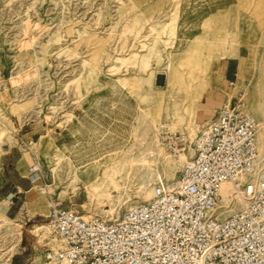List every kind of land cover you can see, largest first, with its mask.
<instances>
[{
	"label": "rangeland",
	"instance_id": "374dc122",
	"mask_svg": "<svg viewBox=\"0 0 264 264\" xmlns=\"http://www.w3.org/2000/svg\"><path fill=\"white\" fill-rule=\"evenodd\" d=\"M167 80L175 100L194 80V101L176 115ZM240 92L261 125L255 177L264 179V0H0V128L10 129L0 182L20 152L42 166L40 183L27 179L42 197L24 209L30 219L0 222V264L19 254L17 264H59L44 253L52 238L40 229L50 211L41 187L82 215L118 219L150 201L160 179H179L198 135ZM172 127L188 135L189 153L174 156L167 141L164 153L154 149ZM121 164L120 193L100 198L96 188Z\"/></svg>",
	"mask_w": 264,
	"mask_h": 264
},
{
	"label": "built area",
	"instance_id": "2783aa9c",
	"mask_svg": "<svg viewBox=\"0 0 264 264\" xmlns=\"http://www.w3.org/2000/svg\"><path fill=\"white\" fill-rule=\"evenodd\" d=\"M243 99L240 92L215 112L177 184L160 179L150 201L118 219L85 218L41 187L50 202L47 259L68 264H264V179L242 181L259 168L258 121L245 112ZM170 129L158 135L161 144L167 141L174 156L189 153L188 135ZM41 173L40 162L32 164L30 182L40 183ZM228 183L235 186L242 210L221 219L220 190Z\"/></svg>",
	"mask_w": 264,
	"mask_h": 264
},
{
	"label": "bare ground",
	"instance_id": "6f19581e",
	"mask_svg": "<svg viewBox=\"0 0 264 264\" xmlns=\"http://www.w3.org/2000/svg\"><path fill=\"white\" fill-rule=\"evenodd\" d=\"M154 49V48H153ZM157 56V55H156ZM155 56V57H156ZM153 58V57H152ZM151 59V58H150ZM146 60V59H145ZM143 64V63H142ZM15 82L16 83H18V80H15ZM194 82V80H192V82L189 84V83H187V85H185V87L183 88V89H180V91L179 92H181L182 93V97L181 98H178V100H175V99H173L174 98V94H173V92H171L170 90H169V87H168V80H167V85H166V87H165V89L167 90V91H165V93H164V95L163 96H166V102H168V101H170V99H172V102L174 103V106H175V109H176V113H175V115L177 114V111L178 110H180L179 109V107H180V104H184L186 107H188L189 106V104H192V102L194 101V99H195V84L193 83ZM229 86H230V88H232L231 87V85H230V83H229ZM233 90H236V88H232ZM219 90V89H218ZM145 95H151V94H144L142 97L144 98V96ZM217 97H218V95H217ZM234 97V95L233 96H231V97H229V99L227 100V102L224 104V105H227L231 100H232V98ZM199 100H201V98L199 99ZM10 102V101H9ZM13 103V102H12ZM13 112H15V111H18V109L17 108H15L14 107V109L12 110ZM179 115V114H178ZM250 116V115H249ZM168 117H170V116H168ZM183 116L182 115H179L178 116V118H182ZM252 117V116H251ZM189 121L191 122V123H193V122H195V120H194V117H191V116H189ZM209 123L210 122H208L206 125L208 126L209 125ZM175 124L174 123H172V126H174ZM206 126V127H207ZM205 127V128H206ZM261 127V125L259 126V124H258V130H259V128ZM8 131H10V129L8 128V129H3V127H1L0 128V152L2 151V145H3V143H4V141H5V139L9 136V132ZM205 131V129L201 132V133H203ZM257 134H258V132H257ZM157 145H156V148L154 147V149H157V151H159L160 153H164L165 152V149H164V147L161 145V143H159V141H158V139H157ZM256 142H257V138H256ZM34 144V146L35 145H37V143H33ZM257 146H258V143H257ZM153 147V146H152ZM31 148V147H30ZM258 151H259V148H258ZM150 153H148L147 154V156L149 155ZM144 155V154H143ZM259 155H260V153H259ZM147 156H143L142 157V159H141V162L142 163H146L147 161H148V158H147ZM190 162V161H189ZM188 162V163H189ZM187 163V164H188ZM186 164V165H187ZM185 165V166H186ZM126 166V164H121V165H119V167L118 168H115V169H112L111 171H108L107 173H106V175H105V177H104V180H103V183L98 187V188H96V192L99 194V197L100 198H103V199H107V200H111V199H113V197L115 196V195H117V194H119L120 193V190H121V188L123 187V185H122V179H119L118 178V176L123 172V170H124V167ZM184 166V167H185ZM42 167V166H41ZM264 171V170H263ZM90 174L91 175H95V176H97V169H94V171H92V172H90ZM90 174H88V175H90ZM257 174V173H256ZM256 174L254 175V176H251L250 178L249 177H244L243 178V182H246L247 180H262V179H260V178H262V176H260V178H257V177H255L256 176ZM42 175V174H41ZM40 174H38L37 175V178L39 177V176H41ZM178 181L179 180H176V181H174V182H169L170 184H172V185H175V184H177L178 183ZM35 191V188H33L32 189V192H34ZM220 195H221V205L223 204L224 205V209L225 210H227L228 211V214H230L229 216H227V217H230V216H232V215H234V213L236 214V211L237 210H242V203H241V200L239 199V197L236 195V192H235V186L233 185V184H230V183H228V184H225L222 188H221V190H220ZM235 204H237V208L234 210L233 208L235 207ZM141 205V204H140ZM139 206V205H138ZM136 207V206H135ZM134 208V207H133ZM222 206H220V208H219V210H218V213H219V217L221 218V219H225V218H227V217H223L222 216V214H221V210H222ZM132 209V208H131ZM112 211H113V209L111 210V211H108V212H106V211H104V213H105V215H112ZM224 212V211H223ZM238 213V212H237ZM47 216H48V214H47ZM46 216V217H47ZM96 216V215H95ZM84 217L85 218H89V217H92V216H85L84 215ZM103 218V217H102ZM104 219V218H103ZM105 220H107V219H105ZM0 222L1 223H13V221H11V220H9V219H7L6 217H4L3 215H1L0 214ZM20 226V225H19ZM17 227H18V225H17ZM46 227V229H47V232L45 231V237H44V240H46L47 239V237L50 235V230H49V227H48V225L46 224V225H43L40 229H42V228H45ZM17 230V229H16ZM18 231V234L19 235H21V233H22V230H21V227L17 230ZM43 240V241H44ZM42 241V242H43ZM52 243V242H51ZM51 243H49L50 245H51ZM53 249L54 250H57V246L56 245H53ZM51 262H57V263H59V264H61V263H66V264H68L66 261H57V260H55V259H51Z\"/></svg>",
	"mask_w": 264,
	"mask_h": 264
},
{
	"label": "crops",
	"instance_id": "0c3cea01",
	"mask_svg": "<svg viewBox=\"0 0 264 264\" xmlns=\"http://www.w3.org/2000/svg\"><path fill=\"white\" fill-rule=\"evenodd\" d=\"M245 57L246 59L249 58L248 56ZM205 116L209 118L211 113L205 110ZM29 161L30 156L27 153L22 155V152H20V155L12 157L8 164V167H10V170H8L9 174L5 173L3 180L0 182V214L9 220L18 218L22 213L24 218L30 219L24 209H26V206L28 208H37L34 205L42 198L35 196L32 188L36 186H31V183L27 180L29 177L24 174L30 168L28 166ZM38 187L37 185L36 190ZM22 255L14 256L12 264H17L19 257H22Z\"/></svg>",
	"mask_w": 264,
	"mask_h": 264
}]
</instances>
